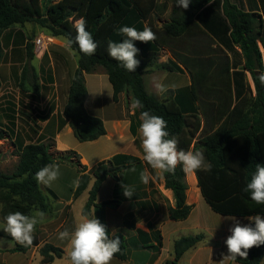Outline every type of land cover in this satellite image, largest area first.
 Wrapping results in <instances>:
<instances>
[{"label":"trees","instance_id":"16d2710c","mask_svg":"<svg viewBox=\"0 0 264 264\" xmlns=\"http://www.w3.org/2000/svg\"><path fill=\"white\" fill-rule=\"evenodd\" d=\"M158 7V0H0V62L3 32L10 27L35 23L49 30L53 37L67 40L74 39L75 22L84 18L98 48L94 55L86 56L73 44L78 67L63 109L65 123H60L69 124L81 143L93 142L106 135L103 120L91 116L85 108L88 98L85 75L95 74L98 68H102L112 85L114 102H118L123 93L131 95L132 101L139 99L144 108L135 109L136 114L140 117L141 111H150L163 117L167 121L169 138L177 139L178 149L203 151L212 168L210 171L198 170L195 175L201 195L213 212L221 216H264V205H257L250 199V193L243 191L256 164H264V85L257 78L264 72V53L258 45L260 43L264 49V0H190L187 9L173 8V17L160 32L150 24ZM146 23L156 34V39L150 43L134 41L139 49L136 58L140 61L135 72L127 71L107 55H99L107 42L124 39L117 32L120 27L130 26L142 31ZM192 28L208 37L210 49L203 50L204 54L196 50L189 54L172 52L175 60L189 72L192 84L190 88L174 91L173 104L169 108L165 99L161 100L148 91L145 84L147 68L156 60L159 47L165 46L163 39L174 41ZM149 58L152 60L148 62ZM246 71L253 78L256 96L247 84ZM213 72L222 84L206 88L204 81ZM29 73L30 70L25 68L22 86ZM33 78L36 79L35 74ZM1 89L0 78V93ZM197 114L202 115L203 123L190 121L189 118ZM7 136L8 132L0 128V140ZM53 147V139L28 144L21 148L16 170L12 174L0 173L4 218L15 211L31 215L36 210L45 213L50 210L47 198L35 180V173L45 165L67 164L79 173L87 171L76 151H57L52 150ZM140 163L137 157L118 154L96 165L91 171L95 181L83 213H90L92 207L117 209L121 203L119 200L97 204V195L108 178L118 181L123 170ZM163 175L164 187L173 192L175 200V206L168 209V218L175 222L187 220L194 206L187 204L185 173L177 166L174 173L164 172ZM195 185L192 182L191 186ZM156 235V245L150 248L160 253L163 247L160 231ZM117 237L121 252L114 258L126 261V239L122 233L112 238ZM203 240V234L180 237L173 245L174 258L167 264H178L188 250ZM27 249L17 246L14 251ZM40 255L42 264H50L63 258L64 251L47 243L40 249ZM263 258L264 245H261L251 248L247 259L237 257L235 262L261 264Z\"/></svg>","mask_w":264,"mask_h":264},{"label":"rangeland","instance_id":"374dc122","mask_svg":"<svg viewBox=\"0 0 264 264\" xmlns=\"http://www.w3.org/2000/svg\"><path fill=\"white\" fill-rule=\"evenodd\" d=\"M56 2L59 0H55ZM171 5L173 7L176 6V0H158V9L156 10L154 16H152L151 25L157 32L162 31V28L166 22H169L173 17V14L165 15L167 8ZM177 7V6H176ZM181 8V7H178ZM165 15V16H164ZM146 26L149 27V23H146ZM42 38L45 44H48L47 49L40 54L36 51L35 42ZM166 42L165 46L168 48H174L177 50H186L189 51L193 47L197 46V43H202L204 46L210 45L208 37L204 36V34L198 30L192 28L185 36L180 37L174 41H170L168 39H163ZM66 39L59 37L55 38L51 35L50 31L41 27L35 23H26L24 25H14L9 29L3 32L2 36V45H3V56L0 62V78L3 84L2 88V98L0 99V107L4 106L5 100L12 99L13 103H10L8 106V115L13 116L12 122L3 121L1 123L0 119V127L2 129L7 126H11L13 129H16L17 124H19V130L22 132V136L31 140V137L35 134H38L39 131L48 124L52 119L60 120L63 124L65 123L63 118V109L66 105L68 99V84H71L72 79L74 77V73L76 71V66L78 63V55L73 51H67L66 47ZM261 50L263 49L262 45L258 43ZM107 44H105L101 51H99L100 56L107 55L108 58H111L107 52ZM264 51V49H263ZM106 54H104V53ZM208 52V51H206ZM205 52V53H206ZM264 53V52H263ZM264 55V54H263ZM152 59L149 58L148 62ZM77 61V63H76ZM172 64V63H171ZM174 65V64H173ZM172 72L179 71L175 70V66L168 64L167 66ZM28 68L30 73L27 75L26 80L24 81V85L22 86V78L24 69ZM36 75V79L33 78V75ZM95 74L97 75H85V78L88 80V84H101L103 87L110 86V82L108 80V76L102 74H106L102 68H98ZM249 75V71H247ZM252 79V78H251ZM250 80V76H249ZM184 81V80H183ZM252 81V80H251ZM185 82V81H184ZM249 82V81H248ZM35 84V86H34ZM206 84V88H212L215 86L214 84H222L221 79L217 76L215 72L207 76V79L204 81ZM183 88H190V86H185V84H181ZM253 96L255 94V86L254 84H249ZM185 86V87H184ZM111 88V86H110ZM181 88V89H183ZM112 90V89H111ZM105 96H107L106 90L103 89ZM112 93V91H110ZM174 91H168L165 95L160 98L161 100L167 101L168 107H172L173 104V95ZM170 95V100H167V97ZM172 96V97H171ZM198 105V104H196ZM126 107V106H125ZM122 106L119 107V112L123 114L128 113V111ZM129 109V108H128ZM130 110V109H129ZM138 115L135 112L134 118L137 119ZM191 122L200 121L203 123V117L201 114H197L195 117L191 116ZM9 123V125H8ZM139 124L140 122H132L131 131L136 138V149L139 152L140 156L143 157L142 143L141 137L139 134ZM56 127L50 129V133H57ZM70 128L69 124L68 127ZM58 130L60 131V135L62 136V141L64 145L70 147V149L64 150H74L73 147L76 146L77 143L80 144L79 149L82 151L86 159L90 164H94L98 157V149L101 148L102 143L98 144H89V143H81L79 142L74 134H70L66 129V124L62 125L58 124ZM15 132V131H13ZM50 140V139H49ZM34 141L33 139L31 140ZM48 142V140L46 141ZM77 142V143H76ZM107 145V141H103ZM111 144V143H110ZM56 147V146H55ZM53 147L52 150H56ZM11 142L8 139V136L0 140V173L5 172L7 174H12L18 165L19 160L16 158H8V154H11ZM77 152V151H76ZM18 152H14L13 154L17 155ZM78 153V152H77ZM80 154V153H78ZM82 156V154H80ZM83 158V157H82ZM83 163V159H82ZM98 162L96 165H98ZM83 165L87 166L83 163ZM179 169L183 171L182 165H178ZM60 168V176L62 180L64 178H68V183H70L71 188L67 190H60L58 188V180L53 181L50 185H43L42 192L47 198V202L49 206L53 210H58L63 208L64 203L72 199L74 205L72 206V213H79L78 209H80L81 205L86 203L88 195L86 193L80 194L84 187L81 188L82 184L84 185L86 181L81 179L79 188L77 190V194L81 196H76V194L72 195V190L74 184L76 182L75 173L69 175L67 171H64L66 167ZM67 170V169H66ZM139 171V170H138ZM184 172V171H183ZM153 180L150 183H143L137 186V191H143L144 194H147V189H153V192L158 194L161 193V196L154 197L157 199L159 203L153 201H144L142 200L139 203V207L142 209H150L151 212L155 209L156 212L160 216H163L164 204L163 199L169 203V199L164 197L161 188L163 186V175L162 172L157 170V172L153 173ZM185 173V172H184ZM189 174L185 173L184 181L190 193V179ZM60 179V180H61ZM120 186H116V181L112 178H108L102 185V189L99 191L97 195V203H104L107 201H112L114 199L119 200L121 203L126 202V196L124 195L123 190L120 189ZM49 188V189H48ZM117 189V193H116ZM136 191V192H137ZM134 192V191H133ZM58 193L60 196H57ZM115 195L117 197L115 198ZM73 196V197H72ZM145 197V196H143ZM169 205V204H168ZM3 206V203L0 202V208ZM169 206L168 208H170ZM2 210V209H1ZM98 218L100 222L106 226L108 230V234L111 235L116 231L117 225H119L121 221V213L116 210V208L112 207H102L96 209ZM76 216V215H75ZM169 227L165 229V239L163 242V248L161 250L162 256L161 260L162 264L168 259L173 258V243L176 239H179L182 236L189 235H197L203 234L204 240L198 246V252L201 253L200 258L196 259L197 263L200 261L209 262L213 255L217 256V248L219 247L217 244V232L221 237L227 236L228 233L224 231H229L230 225L225 221L226 217L218 215L213 212L212 209L207 205L205 200L202 198V201L197 204L196 216L188 223V229L185 231L180 230L178 226L172 225L174 222H170ZM144 221V219H143ZM1 226V225H0ZM131 252L134 251L133 243L130 241L129 247ZM147 261H150V255H147ZM167 259V260H166ZM117 261V260H116ZM147 262V263H148ZM186 264V263H182Z\"/></svg>","mask_w":264,"mask_h":264},{"label":"crops","instance_id":"0c3cea01","mask_svg":"<svg viewBox=\"0 0 264 264\" xmlns=\"http://www.w3.org/2000/svg\"><path fill=\"white\" fill-rule=\"evenodd\" d=\"M173 8H174L173 5L167 8L165 15L171 14ZM152 16H154V14ZM213 47L215 48L216 45H213ZM206 49H210V45L206 44L204 46V44L202 43H197V46L193 47L189 51L177 50L174 48L170 49L164 45L159 47L157 58L154 61L153 65L147 68L148 73L145 75V84L147 86L148 91L162 98L165 95V93H167L168 91L171 90L175 91L183 88L181 84H185V86H190L192 84V79L189 72L180 63H178L175 60V58L172 55V52H176L179 54H189L190 51L196 50L199 52L202 51V54H204L203 50ZM262 52H264L263 49ZM168 64L172 65L173 67L175 66V70H179V71L172 72V70H170L167 67ZM77 67H78V63L76 68ZM91 75H97V74H91ZM104 75L106 74H102V76ZM249 76H250V80H249ZM251 78L252 76L250 72L248 75L246 71L247 84H254L253 78L252 79ZM85 81L88 89V98L85 103V108L88 114L103 120L107 131L106 135L101 137L100 139L93 142H87L93 145L102 143L101 145L102 147L98 149L99 158L94 164H90L88 162V159H86L82 151L79 149V147H76V146H80V144L76 142L77 144L73 148L78 153L82 154L81 157H83L82 158L83 163L87 165V171L85 173H79V171L73 166L67 164H57V165H59V167H66L64 171H67L69 175L75 173L76 182L72 190V195L76 194V196L74 197L81 196L77 194V190L79 188L81 178H84L86 183L84 185L82 184L81 188L84 186L85 187L80 194L86 193V195H88L89 198V191L91 190L95 181L91 171L98 162L111 160L114 156L118 154H127V155H132L134 157L139 156V152L136 149V138L131 131V126L133 120L134 122L136 121L137 123L141 121L139 119V116L137 117V119L134 118L135 109L132 108L133 101L131 95H128L127 93H123L119 96V101L114 102L113 88L111 84H109L111 86L110 88V86L108 85L103 87V85L101 84H92V83L88 84V80L86 78ZM158 84H162L163 86H165L167 91L164 92L163 94L158 93L156 87ZM70 85L71 84H68L67 86L68 94H69ZM2 88H3V84H2ZM103 89L106 90L107 96H105ZM110 91H112V93ZM2 94L3 93L1 89L0 99L2 98ZM174 97L175 95H173V100ZM167 99H170V95L167 97ZM10 103H13L12 99L5 100L4 106H8ZM4 106L0 107L1 123L3 121L12 122L13 116L7 114L8 107L5 108ZM120 106H122L123 108L126 106L125 109L128 111V113L125 114V112H123V114H121L119 112ZM59 123L60 120L52 119L50 122H48L47 125H45L39 131L38 134H35L34 136L31 137V140L32 139L34 140L33 142L27 139L26 137L22 136L21 134L22 132H20L21 130L19 129V124H17L16 129H13L11 126H7L6 128H4V130L8 132V139L11 142V148H12L11 154H8L7 157L8 158L12 157L14 159L16 158L17 160H19V154L21 152L22 147L33 143H43L49 139H53L55 141V146H56L55 148L57 151H64L70 149V147L64 145V142L62 141V136L60 135V131L58 130ZM55 126H57L56 127L57 133L56 134L50 133L49 132L50 129L54 128ZM67 127L68 124H66L67 131L70 134H73V130L71 129V127L70 128ZM103 141H107L108 145ZM14 152H18L17 155L16 154L12 155V153ZM139 159L141 160L140 164L133 165L123 170L119 174V180L116 181V186L124 184L125 186L131 188L134 191V195L132 196V199L120 203V206L116 209L121 213V221L119 225H117L116 231L111 235H109L110 238H112L117 233H122L124 235L127 243L128 259L126 261H120L116 258H113L111 264H162L163 263V261L161 260L162 253L161 252L158 253L154 251L153 248L150 247L156 245V241H157L156 232L158 231H160L162 236V242H164L165 229L170 228L169 220H167L168 209H169L168 207L169 206L174 207L175 200L173 197V192L171 190H167L164 187V180H163V186L161 188V191L164 197H167L169 199V203L163 199V204H164L163 216L159 217V214L156 212L155 209L153 210V212H151L150 209H142L139 207V203L142 200L151 201V203H153V201L159 203L157 199H155L154 197L161 196V193L156 194L153 192V189L150 188L147 189V194H144L143 191H137L136 187L139 186L142 182L140 179V174L142 172L146 171L149 174L148 183H150V181L153 180V175L151 172L153 173L157 172V170H153L150 166L146 164V162L143 160V157L140 156ZM3 173L7 174L5 172ZM163 173L164 172H162V175ZM60 179L61 178H59L58 180V185H59L58 188L60 190L63 191L64 189L67 190L68 188H71L72 185L68 183V178H64L63 180ZM189 179H190L189 181L190 193L187 192V204L194 206L192 213L187 220L172 224L178 226L182 231L188 229L189 227L188 223L196 216L197 204L200 203L203 198L200 189L198 187L195 172L189 175ZM192 182H195L196 185L191 186ZM40 189L41 191L43 190V184H40ZM120 189L123 190V187L120 186ZM116 193H117V189H116ZM56 194L57 196H60L58 193ZM116 197L117 195H115V198ZM86 203L85 204L83 203L80 209H78L79 211L78 215L72 213V206L74 205L72 199L64 203V206L61 209L53 210L50 207V210L46 213L44 222L36 225L33 243L31 246H28V249L26 251H14L17 246H22V245L15 243L14 241L9 243V241H11V237L7 233H5L2 229L5 221L1 213V209H2L1 207L0 208V225H1L0 241H3V243H0V264H42L43 258L40 255V249L47 243L52 244L55 247L61 248L64 251L63 258L56 259L54 262L50 264H68L67 252L69 251V241L68 239L61 240L59 238V233L64 231L65 229H67L69 232H72L74 230L75 224L78 223L80 220H82L83 217L85 216L87 218L95 217L99 220L96 212L97 208L95 207L91 208L90 213H88L89 215L83 213ZM223 217H229V216H223ZM236 219L239 220L241 224L249 223L247 217H236ZM225 221L230 225V227H232L231 220L226 219ZM170 222H174V221L170 220ZM224 232L228 233L230 231H224ZM230 234L231 233H228L227 236L221 237L219 235V232H217L216 241L217 244H219L218 245L219 247L217 248V256L214 254L213 258L209 262H203V261H200V263L196 262V259L200 258L201 255V253L198 252V246L200 245L201 243L200 242L194 248L188 250L179 260L178 264H182V263L220 264V261L223 259V257L228 254L227 247L225 245V240ZM130 241L133 243L134 246L133 252H131L130 249L128 248ZM147 255L151 256L149 262L147 261L148 258ZM173 258L168 260L166 259L167 261L165 262V264H167V262L169 261H172ZM225 264H239V263L228 260L225 262ZM261 264H264V258Z\"/></svg>","mask_w":264,"mask_h":264},{"label":"clouds","instance_id":"9594fccd","mask_svg":"<svg viewBox=\"0 0 264 264\" xmlns=\"http://www.w3.org/2000/svg\"><path fill=\"white\" fill-rule=\"evenodd\" d=\"M190 0H176V6L187 9ZM76 35L74 39H67L65 47L73 52V44L79 51L92 56L96 53L98 43L86 28V21L80 18L75 22ZM124 39L120 42L109 41L108 55L119 62L129 72H135L140 61L136 58L139 49L134 41L150 43L156 39V34L150 27L145 26L142 31L135 27L122 26L117 30ZM261 85H264V72L258 75ZM157 91L163 94L167 91L165 86L158 84ZM133 109H143L144 105L139 99L132 102ZM139 134L141 137L143 160L153 170L165 173H174L178 165H182L186 174L198 170L210 171L211 163L207 162L202 150L178 149V141L175 137L169 138L167 121L150 111L140 112ZM60 176V168L57 164H47L35 173L38 184L50 185ZM143 183H148L149 174L145 171L140 174ZM124 195L131 198L134 192L131 188L122 185ZM244 192L250 193V199L257 205H264V164L257 163L254 172L247 182ZM46 213L41 210L26 215L20 211L9 213L4 218L3 231L11 237V242L22 246H31L34 240L36 225L43 223ZM232 221L230 235L225 240L228 254L223 257L220 264L226 261H235L237 257L247 259L248 252L253 247L264 245V216L260 214L247 217L249 223L241 224L235 216L226 217ZM254 225V226H253ZM108 230L97 218L83 217L75 224L74 230L67 229L59 233L61 240L68 239L69 251L67 252L68 264H111L114 256L121 252L120 239L110 238ZM3 243V241H0Z\"/></svg>","mask_w":264,"mask_h":264},{"label":"built area","instance_id":"2783aa9c","mask_svg":"<svg viewBox=\"0 0 264 264\" xmlns=\"http://www.w3.org/2000/svg\"><path fill=\"white\" fill-rule=\"evenodd\" d=\"M35 45H36V51L39 52L40 54H42L48 47L47 46L48 44H45L42 38L38 39L35 42Z\"/></svg>","mask_w":264,"mask_h":264},{"label":"water","instance_id":"95a60500","mask_svg":"<svg viewBox=\"0 0 264 264\" xmlns=\"http://www.w3.org/2000/svg\"><path fill=\"white\" fill-rule=\"evenodd\" d=\"M89 215V214H88Z\"/></svg>","mask_w":264,"mask_h":264}]
</instances>
